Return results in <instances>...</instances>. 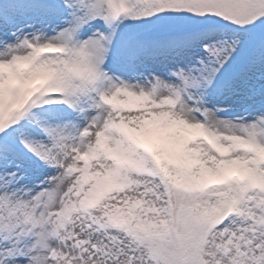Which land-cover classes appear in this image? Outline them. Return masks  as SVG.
<instances>
[{"label":"snow or ice","instance_id":"snow-or-ice-1","mask_svg":"<svg viewBox=\"0 0 264 264\" xmlns=\"http://www.w3.org/2000/svg\"><path fill=\"white\" fill-rule=\"evenodd\" d=\"M0 264H264V0H0Z\"/></svg>","mask_w":264,"mask_h":264}]
</instances>
